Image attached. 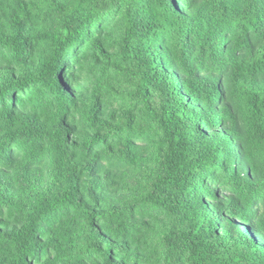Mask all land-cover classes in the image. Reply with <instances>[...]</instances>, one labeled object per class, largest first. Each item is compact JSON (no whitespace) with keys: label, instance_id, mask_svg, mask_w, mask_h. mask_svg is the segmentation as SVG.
Returning <instances> with one entry per match:
<instances>
[{"label":"trees","instance_id":"1","mask_svg":"<svg viewBox=\"0 0 264 264\" xmlns=\"http://www.w3.org/2000/svg\"><path fill=\"white\" fill-rule=\"evenodd\" d=\"M69 3L0 2V52L7 49L18 61L17 70L9 64V76L0 79V96L10 97L13 108L18 71H24L19 65L27 68L19 56L28 43L25 19L42 25L35 37L45 50L39 71L49 76L45 83L55 89L57 104L75 99L72 78L61 77V53L71 42L73 26L80 24L79 9ZM127 19L130 35L116 40L111 52L101 49L108 67L98 70L96 83L102 91L115 92L110 106L137 112L145 125L144 150L125 153L134 171L124 185L125 195L151 212L141 223L143 244L133 252L117 243L115 233L101 230L96 210L66 179L62 169L67 165L56 163L61 140L68 141L57 108L45 129L51 174L34 180L25 170L17 177L28 185V196L20 205L23 226L9 237L20 250L13 264H34L28 253L40 257L45 251L40 247L44 220L70 203L76 207L77 200L79 223L69 221L48 247L49 259L57 247L58 264H117V247L133 257V264H264V215L257 207L264 199V0H138ZM95 63H101L99 58ZM109 69L123 77V92L112 87ZM98 105L97 99L84 106V119L93 125ZM222 124L227 132L219 130ZM95 136L93 147L113 150L100 132ZM234 140L243 148L244 166L238 165ZM120 208L109 197L105 210L117 220ZM119 264L129 262L120 259Z\"/></svg>","mask_w":264,"mask_h":264},{"label":"clouds","instance_id":"2","mask_svg":"<svg viewBox=\"0 0 264 264\" xmlns=\"http://www.w3.org/2000/svg\"><path fill=\"white\" fill-rule=\"evenodd\" d=\"M137 3L138 0H70L68 6L79 9L80 24L78 27L73 26L75 31L69 38L71 42L64 46L61 53V66L64 69L61 77L70 76L78 91L73 94L75 99L67 98L59 104L56 102L55 89L45 83L49 76L39 71L45 50L35 37L42 25L38 21L29 23L25 19L23 36L28 43L26 46L22 45L19 56L27 63V68L23 64L19 65L24 71H18L19 96L16 107H12L10 97L0 96V264H13L20 256L18 246L12 244L9 237L23 226L20 205L21 201H26L28 185L22 184L17 177H23L27 170L34 180H39L52 172L53 157L45 129L57 108L60 118L67 126L65 136L68 141L65 143L61 140L56 163L62 161L67 165L66 169H62L67 173L66 179L73 190L79 188V197L96 210L95 218L101 230L115 233L117 243L126 245L133 252L143 244L141 223L150 218L151 212L133 196H126L128 189L124 185L134 171L133 164L125 153L135 156L137 151L144 150L145 125L137 112L124 109L119 104L110 106L109 101L115 97V92L111 88L107 92L102 91L96 83L100 76L98 70L108 67L101 49L111 52L116 40L130 35L131 25L127 18L129 9ZM96 58L101 61L99 65L95 63ZM17 63L18 61L12 60L7 49L0 52V79L9 76V64L13 65L11 70L16 71ZM109 75L113 76L109 81L112 87L123 92L126 87L123 77L116 76L111 69ZM97 99L98 123L93 125L91 121L84 119V106ZM9 113L14 114L11 120L8 119ZM109 124L112 125L111 128ZM219 130L227 132L228 127L222 124ZM24 132L31 134L24 135ZM96 132L109 140L112 151L108 150V145H103L102 140L100 144L103 147H93L96 144ZM89 148H92L91 152ZM233 151L238 165L244 166L243 148L235 140ZM76 181L79 182L78 185ZM260 188V195L264 197V184ZM47 190L48 185L45 183V191ZM109 197L112 202L121 205L120 212L123 215L120 220L105 210ZM74 203L76 207L70 203L59 210V215L52 214L44 220L43 227L40 228V232L44 233V243L40 247L45 251L40 257L28 253L34 264H58L57 257L60 253L57 247L52 248L51 259L48 247L52 239L63 234L69 221L79 223V201ZM257 207L259 213L264 215V199ZM116 254L117 264L120 259H127L129 264H133V257L126 256L119 247L116 248ZM81 258L88 259L87 256Z\"/></svg>","mask_w":264,"mask_h":264}]
</instances>
